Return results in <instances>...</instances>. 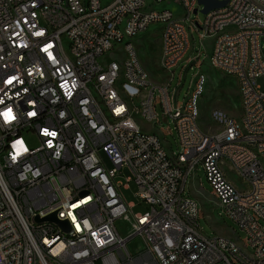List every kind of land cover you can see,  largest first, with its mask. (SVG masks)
Masks as SVG:
<instances>
[{
  "label": "built area",
  "instance_id": "2783aa9c",
  "mask_svg": "<svg viewBox=\"0 0 264 264\" xmlns=\"http://www.w3.org/2000/svg\"><path fill=\"white\" fill-rule=\"evenodd\" d=\"M162 1L0 0V264H264V0H216L225 4L207 13L174 0L179 16L153 7ZM150 25L169 74L160 84L131 41ZM203 63L236 79L240 101L237 119L209 112L213 131L199 123L204 73L180 104L169 86L177 67ZM138 119L170 121L179 152ZM198 165L243 238L199 229L185 192ZM131 183L142 212L123 196ZM51 214L65 228L36 221Z\"/></svg>",
  "mask_w": 264,
  "mask_h": 264
},
{
  "label": "rangeland",
  "instance_id": "374dc122",
  "mask_svg": "<svg viewBox=\"0 0 264 264\" xmlns=\"http://www.w3.org/2000/svg\"><path fill=\"white\" fill-rule=\"evenodd\" d=\"M155 9H170L175 16L181 14V5L174 1H162L155 3L153 5ZM198 18L199 21L203 19V14L199 12L197 16L191 14V18ZM158 25H150L146 31L140 35L133 37L131 39L133 47L136 54L141 61L142 66L146 69L150 80L153 83H164L167 81L169 74L159 67V42H158ZM194 49H203L200 43L199 36L195 32L193 33ZM208 45V42L205 41ZM206 54L203 52L200 55V60H204ZM202 71L205 77L204 91L199 99V123L203 129L207 131H213L216 128V124L209 119V112L212 109H220L224 111L228 116L237 119L240 115V101L238 97V89L236 79L232 76L226 75L218 70L210 68L206 63H203L201 67L198 64H193L188 67L186 72L181 71L180 67H177L172 73V79L169 83L170 88H175L177 90L178 102L181 103L182 99L186 93L191 89L193 81L197 76V73ZM179 74L181 76V83L176 87ZM257 82L264 86V79L259 78ZM160 112V109L158 107ZM161 118V116H160ZM140 129L146 132H156L165 142L169 145L168 151L172 155H176L179 152L177 146V141L175 137V132L172 123L167 122L166 119L159 125H155V128L142 119H138ZM167 124L172 130V134L166 129ZM25 141L29 145H36L35 137L27 138ZM127 175V171L123 170L119 175L118 179L124 181V176ZM227 178L238 187H242L243 183L237 178L236 175L227 172ZM135 184H129L127 189L122 188L123 196L126 202L133 203V207L129 211L138 213L145 209V204L140 202L139 199L134 195ZM186 193L188 192L192 197H194L200 208L201 215L198 220L199 229L206 235H219L226 238L236 239L243 238L244 234L240 229L230 221L222 212V210L216 207L214 203V196L209 182L207 181L205 171L201 165H198L193 176H189L186 180ZM121 236L126 233V225L122 220H117L115 222ZM133 238V239H132ZM127 241V249L133 253L138 249V240L132 237Z\"/></svg>",
  "mask_w": 264,
  "mask_h": 264
},
{
  "label": "water",
  "instance_id": "95a60500",
  "mask_svg": "<svg viewBox=\"0 0 264 264\" xmlns=\"http://www.w3.org/2000/svg\"><path fill=\"white\" fill-rule=\"evenodd\" d=\"M197 2L203 6V9L201 10L202 13H207L209 10L221 7L225 4V2H218L216 0H197ZM36 221L37 222L50 221L60 224L62 227L65 228V222L58 221L55 218L54 214L48 215L43 219L36 218Z\"/></svg>",
  "mask_w": 264,
  "mask_h": 264
},
{
  "label": "snow or ice",
  "instance_id": "6c2138e0",
  "mask_svg": "<svg viewBox=\"0 0 264 264\" xmlns=\"http://www.w3.org/2000/svg\"><path fill=\"white\" fill-rule=\"evenodd\" d=\"M6 118H13L11 117V110L4 114Z\"/></svg>",
  "mask_w": 264,
  "mask_h": 264
}]
</instances>
